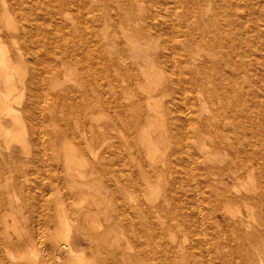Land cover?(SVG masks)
<instances>
[{
  "label": "bare ground",
  "instance_id": "1",
  "mask_svg": "<svg viewBox=\"0 0 264 264\" xmlns=\"http://www.w3.org/2000/svg\"><path fill=\"white\" fill-rule=\"evenodd\" d=\"M0 264H264V0H0Z\"/></svg>",
  "mask_w": 264,
  "mask_h": 264
},
{
  "label": "rangeland",
  "instance_id": "2",
  "mask_svg": "<svg viewBox=\"0 0 264 264\" xmlns=\"http://www.w3.org/2000/svg\"><path fill=\"white\" fill-rule=\"evenodd\" d=\"M219 220H220L221 222H223V217H222V216H219Z\"/></svg>",
  "mask_w": 264,
  "mask_h": 264
}]
</instances>
